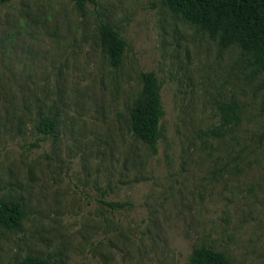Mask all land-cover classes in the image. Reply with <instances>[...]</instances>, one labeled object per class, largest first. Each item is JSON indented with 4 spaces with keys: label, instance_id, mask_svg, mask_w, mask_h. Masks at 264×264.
<instances>
[{
    "label": "rangeland",
    "instance_id": "obj_1",
    "mask_svg": "<svg viewBox=\"0 0 264 264\" xmlns=\"http://www.w3.org/2000/svg\"><path fill=\"white\" fill-rule=\"evenodd\" d=\"M101 18L128 41L118 67ZM219 39L161 0L0 4V199L26 213L0 225V264H191L201 244L264 264V71ZM142 70L163 83L157 154L130 126ZM231 101L239 123L208 134ZM46 115L58 125L36 146ZM104 190L127 205H104Z\"/></svg>",
    "mask_w": 264,
    "mask_h": 264
},
{
    "label": "trees",
    "instance_id": "obj_2",
    "mask_svg": "<svg viewBox=\"0 0 264 264\" xmlns=\"http://www.w3.org/2000/svg\"><path fill=\"white\" fill-rule=\"evenodd\" d=\"M7 0H0V4ZM81 13H86L88 5H97L98 0H73ZM162 5L184 22L211 36L220 33L219 48L224 50L237 43L243 53L249 54L257 70L264 71V0H161ZM98 31L103 42L108 62L118 67L124 59L128 46L120 29L104 19L98 21ZM141 91L133 100L130 112V126L135 138L143 141L153 154L159 151L163 137L162 119L166 114L163 103L162 86L156 72L142 70ZM264 103V101H263ZM221 125L208 130V134L222 136L226 128H234L240 121L239 104L236 101L225 103L220 111ZM58 123L46 115L39 119L36 128L41 137L39 142L55 133ZM100 201L112 209L124 208L127 201H109L101 192ZM26 213L19 199H0V225L8 229L19 227ZM191 264H234L221 250L201 244L194 248ZM15 264H52L50 259L29 254Z\"/></svg>",
    "mask_w": 264,
    "mask_h": 264
}]
</instances>
